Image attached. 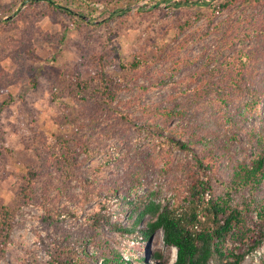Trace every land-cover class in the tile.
<instances>
[{
  "label": "trees",
  "instance_id": "1",
  "mask_svg": "<svg viewBox=\"0 0 264 264\" xmlns=\"http://www.w3.org/2000/svg\"><path fill=\"white\" fill-rule=\"evenodd\" d=\"M138 1L140 0H22V3L27 2L24 9L33 8L35 11L41 4L46 7L48 16L65 15L77 26L79 34L87 38L75 43L80 59L72 76L64 87L52 93V101L66 97L76 107L77 116L67 117L65 123H75L77 128H91L98 125L102 114H106L108 118H116V122L103 129L94 146L79 138L75 140L74 145H70L61 136L56 137L51 145L45 144L47 152L39 159V163L44 170H49L50 175L56 176L60 190H65L71 181H75L83 191L84 201L93 196L103 199L99 209L87 217L83 231L76 235L63 234L61 239L53 241L54 245L48 247V263L145 264L141 258H124L116 240L107 239L101 232L103 227H107L124 238L135 240V251L146 250L155 234L161 232L164 245L176 250L173 264H242L248 255L264 243V122L246 131V146L242 145L239 135L241 127L257 112L264 96V73L260 74L257 80L253 79L256 73L253 64L258 59L264 61V27L260 26L264 19L261 17L256 20L254 30L245 33L247 38H250L251 33H255L257 43L254 46L235 50L220 61L216 60L218 54L233 47L240 38L234 35L226 20L214 24L213 19L221 11L239 2L246 8L259 2L264 3V0H217L213 4L210 3L212 0L208 3L179 0L170 5L171 8L194 6L191 10L192 18L187 17L179 24L180 30L207 16L212 28H209L204 36L212 32L220 33L221 46L215 57L210 59L213 68L207 69L206 79L199 81L196 71L180 82L187 86L185 94L191 93V96L188 95L190 102L183 104L181 111H175L173 107L160 108L143 104L142 116L132 118L113 106L119 93L129 88L127 81L119 77L114 78L107 71L118 53L113 47L98 51L92 44L90 29L102 26L107 28L112 19L128 16L129 13L126 14L127 10L123 8ZM98 3L103 5L100 15L107 14L112 19L107 18L97 25L89 26L85 19L97 12ZM195 7L198 10H195ZM24 9L13 12L0 6V23L10 26V23L24 16ZM14 13L15 19H4ZM135 14L141 15L139 11H135ZM240 21L247 22V18ZM110 34L115 36V31ZM198 59L199 57H186L181 61L182 66L192 65ZM141 64L140 57H136L125 65L121 64V68L133 80L142 70ZM90 66L96 70L84 76L80 68ZM217 76L219 79L212 82V78ZM191 86L194 87L190 89ZM2 88L0 90L3 91ZM138 88L145 92L154 88V85L149 89ZM12 98L11 95H6L0 99V113L11 104ZM207 98L212 106L208 115L203 116L194 108L190 113L186 112ZM69 108L67 106L68 111ZM173 118L187 119L190 133L185 135L178 134L174 129L167 130L165 122ZM81 120H86L87 123ZM141 129L156 135L164 133L166 141L173 148L192 154L193 163L189 166L194 167L191 176L194 180L189 184V193L184 197V204L176 202L172 206L163 205L155 201L154 194H150L146 200H131L130 190L143 184L150 175V170L158 166L156 157L148 153L151 149L132 152L126 170L109 181L96 183L102 165L90 170L94 172L95 177L88 179L84 175L81 168L83 163L101 154L109 146V139L117 134L134 137ZM81 154L86 155L84 161L78 160ZM238 155H242V158L238 159ZM164 164L167 167L169 163ZM41 169L31 167L26 176L21 177V187L14 195L12 206L0 202V260L4 257L15 211L37 198L34 184L41 175ZM157 171L160 173L164 169L157 168ZM44 191L39 199L40 206L45 210L43 222L47 226L58 227L59 215L63 211L58 209L56 202L48 197L46 190ZM207 192L210 198L204 200ZM111 201L121 204L124 208L117 211L113 222L110 221L113 215L108 212V204ZM124 217L133 219L131 225L125 227L121 224V218ZM145 217L149 220L143 227L138 228ZM89 248L92 252L88 251ZM154 256L160 257L157 253ZM255 264H264V256Z\"/></svg>",
  "mask_w": 264,
  "mask_h": 264
},
{
  "label": "rangeland",
  "instance_id": "2",
  "mask_svg": "<svg viewBox=\"0 0 264 264\" xmlns=\"http://www.w3.org/2000/svg\"><path fill=\"white\" fill-rule=\"evenodd\" d=\"M163 1L140 0L127 5L123 9L127 10L128 16H119L114 20L107 14L100 15L103 5L98 3L97 12L85 19L89 26L97 25L107 18L112 19L107 28L102 26L90 29V37H93L92 44L98 51L112 47L116 49L117 57L107 71L114 78L119 77L127 81L129 88L119 93L113 106L132 118L142 116L143 104L160 108L173 107L175 111H181V106L190 102L188 95L191 96V93L185 94L187 86L180 82L196 71L199 81L206 79L207 69L213 68L210 59L215 57L221 46L220 33L212 32L204 36L206 31L212 28L207 16L180 30L178 25L187 17L192 18L191 10L194 6L171 8L170 5L179 0ZM190 1L208 3L210 0ZM215 2L217 0L210 3ZM26 3H22V0H0V6L13 12L24 9ZM135 5L137 8L130 9ZM45 8L40 4L35 11L33 8L24 9V16L10 23V26L0 23V88L3 87V91L0 90V93H3L0 94V99L6 95L13 97L11 104L0 113V202L12 206L14 195L21 187V177L26 176L31 167L42 168L41 175L34 184L37 198L27 205H22L14 213V224L0 264H49L48 247L54 245L53 241L61 239L63 234L76 235L83 231L87 217L96 212L103 203V199L98 196L84 201L83 191L75 181H71L65 190H60L56 176L50 175L49 170H44L39 163V159L47 152L45 144L51 145L56 137H64L70 145H74L75 140L79 138L94 146L103 129L116 122L115 117L108 118L106 114H102L98 125L91 128H77L75 123H65L67 117L77 116L76 107L66 97L52 101V93L64 87L72 76L80 59L75 43L87 38L79 34L77 26L73 25L68 17L58 14L48 16ZM195 10L198 8L195 7ZM135 11H139L141 15L135 14ZM261 17L264 19V3L260 2L246 8L239 2L221 11L213 19V23L226 20L240 40L233 47L218 54L216 60L227 58L235 50L254 46L257 43L255 33H251L250 38L245 37V33L254 30L256 20ZM15 18V13L4 17L6 21ZM246 18L247 22L240 21ZM260 26L264 27V23L261 22ZM111 31H115V36L110 34ZM136 57H140L142 61V70L132 80L129 74L127 76L124 73L121 64L125 65ZM186 57L199 59L192 65L182 66L181 61ZM253 67L256 69L253 79L257 80L258 76L264 73V61L258 59ZM80 69L84 76L96 70L92 66ZM219 77L212 78L211 81L214 82ZM153 85L154 88L149 89ZM138 87L149 90L141 92ZM193 108L205 116L210 113L212 106L207 98L186 112L190 113ZM81 122L87 123L86 120ZM260 122H264V96L257 112L239 131L243 146H246V131L258 127ZM165 127L167 130L174 129L178 134L187 135L191 131L187 119L181 118L166 121ZM108 145L101 154L83 163L81 168L86 178L95 177L94 172L90 170L102 165L96 183L109 181L126 170L132 152L151 149L148 153L156 157L158 166L150 170V175L143 184L130 190L131 200H146L150 194H154L155 201L163 205L185 203L184 197L189 193V184L194 180L191 177L194 167L189 166L193 163L192 154L173 148L166 141L164 133L156 135L142 129L134 137L117 134L108 140ZM85 157V154H81L78 160L84 161ZM237 158L241 159L242 155ZM165 162L169 163L167 167ZM157 168L164 171L158 173ZM87 171L89 173L86 174ZM44 190L48 192V197L56 202L58 209L63 211L59 215L58 227L47 226L43 222L45 210L40 206L39 199ZM119 191L118 189L117 193ZM209 195L207 192L203 199H209ZM108 206V212L113 215L110 221L113 222L115 214L123 207L112 201ZM148 220L149 218L145 217L138 228L143 227ZM132 221L130 217L121 218V224L125 227L131 225ZM101 232L107 239L116 240L117 247L126 259L141 258L145 264H173L175 261L176 250L164 245L161 232L155 234L147 249L143 251L133 249L135 240L124 238L107 227H103ZM88 251L92 252L91 248ZM156 253L160 257L154 256ZM262 256L264 243L248 255L242 264L258 263Z\"/></svg>",
  "mask_w": 264,
  "mask_h": 264
},
{
  "label": "water",
  "instance_id": "3",
  "mask_svg": "<svg viewBox=\"0 0 264 264\" xmlns=\"http://www.w3.org/2000/svg\"><path fill=\"white\" fill-rule=\"evenodd\" d=\"M135 8H137V6L135 5V6H132V7H130V9H135Z\"/></svg>",
  "mask_w": 264,
  "mask_h": 264
}]
</instances>
